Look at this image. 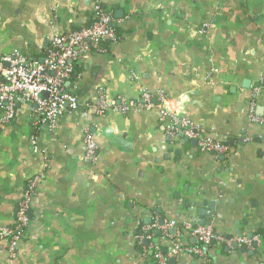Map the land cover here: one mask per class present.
Here are the masks:
<instances>
[{
	"label": "crops",
	"instance_id": "obj_1",
	"mask_svg": "<svg viewBox=\"0 0 264 264\" xmlns=\"http://www.w3.org/2000/svg\"><path fill=\"white\" fill-rule=\"evenodd\" d=\"M97 1L120 39L84 57L67 87L83 102L102 89L118 106L162 92L175 107L184 95L199 134L229 152L201 151L158 107L82 108L50 131L19 102L0 133V233L40 179L26 238L12 257L0 235V264H159L157 248L176 241L199 252L168 264H264V241H235L264 236V0H0V60L20 51L43 63L57 34L93 21ZM87 133L96 162L84 159ZM185 224L224 240L201 243Z\"/></svg>",
	"mask_w": 264,
	"mask_h": 264
},
{
	"label": "built area",
	"instance_id": "obj_2",
	"mask_svg": "<svg viewBox=\"0 0 264 264\" xmlns=\"http://www.w3.org/2000/svg\"><path fill=\"white\" fill-rule=\"evenodd\" d=\"M93 15V21L89 25L57 34L47 49L43 63L31 62L20 51H14L0 60V104L4 109L0 116V133L14 119L15 107L19 102L35 104L38 114L35 126L50 131L56 130L59 119L78 112L82 108H86L88 111L94 109L100 115H105L112 109H118L125 113L131 108L158 107L162 112V119H170V128L177 132V128L180 126V129L184 130L189 138L198 140L201 151L221 155L228 154L229 148L226 145L199 134L198 128L194 127L184 110L185 101L182 102L184 95L176 99L175 107L172 106V99L166 97L162 92H158L155 97L144 92L141 100L123 101V105L118 106L116 101L110 100L102 89L98 91L94 102H83L75 90H70L67 87L74 81L76 68L84 57L90 54L104 53L106 49L102 43L105 41L116 43L120 39L113 15L101 6L100 1H97ZM251 120L262 122L261 119L254 116L253 112ZM85 143L84 159L96 162L98 147L93 135L87 133ZM39 179L40 177H35L30 181L28 189L18 203L13 225L3 228L0 233L1 237L7 240L12 257L16 255L19 243L26 238V229L31 222L33 188ZM175 225L174 221L169 223V226ZM184 226L189 235L201 243L210 244L214 240H224L211 227L192 226L191 224ZM235 241L239 246L255 249L263 245L264 236L256 235L251 239L238 237ZM185 251L199 252L195 249L185 248L180 241H176L165 254H162L157 248L154 257L159 264H168L170 259L178 257Z\"/></svg>",
	"mask_w": 264,
	"mask_h": 264
},
{
	"label": "trees",
	"instance_id": "obj_3",
	"mask_svg": "<svg viewBox=\"0 0 264 264\" xmlns=\"http://www.w3.org/2000/svg\"><path fill=\"white\" fill-rule=\"evenodd\" d=\"M105 42H107V41H105ZM105 42H104V43H105Z\"/></svg>",
	"mask_w": 264,
	"mask_h": 264
}]
</instances>
